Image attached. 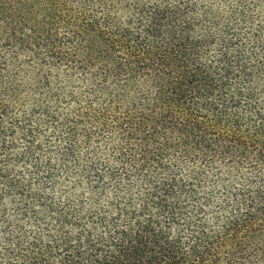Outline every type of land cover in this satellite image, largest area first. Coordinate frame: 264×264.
<instances>
[{"label": "trees", "instance_id": "obj_1", "mask_svg": "<svg viewBox=\"0 0 264 264\" xmlns=\"http://www.w3.org/2000/svg\"><path fill=\"white\" fill-rule=\"evenodd\" d=\"M0 264H264V0H0Z\"/></svg>", "mask_w": 264, "mask_h": 264}]
</instances>
